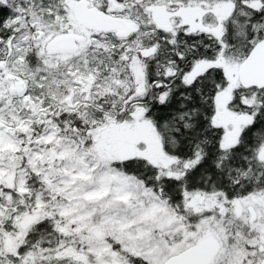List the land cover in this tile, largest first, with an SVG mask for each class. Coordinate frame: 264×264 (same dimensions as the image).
Wrapping results in <instances>:
<instances>
[{
    "label": "rangeland",
    "instance_id": "obj_1",
    "mask_svg": "<svg viewBox=\"0 0 264 264\" xmlns=\"http://www.w3.org/2000/svg\"><path fill=\"white\" fill-rule=\"evenodd\" d=\"M167 1L148 5V13L158 28L172 31L181 27L178 24L189 23L188 11L201 10L218 17L220 7L227 3L188 0L187 5L175 8ZM259 10L253 15L240 4L227 23L239 28L236 32L241 37L248 28L262 29L264 7ZM67 14L43 16L40 21L34 18L30 34L8 41L0 59V231L4 233L0 236V264H7L6 258L36 264L57 257L66 259V264H133L131 259L157 264L154 258L176 254L208 235L221 245L214 264H258L264 258V190L234 199L217 191H195L185 195L181 205H169L158 191L114 165L125 145L136 146L137 157L151 161L144 141L151 134L156 139L159 135L141 109L119 124L97 127L90 145L65 137L53 121L54 110L44 104L46 97L29 94L39 71L26 68L29 51L35 54L34 63L40 61L49 70L78 57L88 45L84 43L70 54L51 51V41L74 22L69 8ZM198 21L210 33H217L203 18ZM225 50L215 62L197 63L184 80L192 82L212 65L223 68L226 88L213 96L211 120L222 128V147L230 148L252 122L253 113L236 112L231 107L241 60ZM139 56L133 57L130 69L116 71L112 77L114 84L131 85L135 94L143 91ZM63 76L67 92L57 104L75 110L77 98L86 101L91 97L97 77L86 69ZM16 83L21 85L20 92ZM259 157L264 159V150ZM194 161L182 164L165 154L157 167L177 175ZM41 221L59 234L61 241L52 251L25 249L26 232Z\"/></svg>",
    "mask_w": 264,
    "mask_h": 264
},
{
    "label": "trees",
    "instance_id": "obj_2",
    "mask_svg": "<svg viewBox=\"0 0 264 264\" xmlns=\"http://www.w3.org/2000/svg\"><path fill=\"white\" fill-rule=\"evenodd\" d=\"M94 1L98 3L99 9L106 8L104 0ZM124 1L128 3L131 0ZM212 1H232L240 6L242 2L253 0ZM256 1L264 3V0ZM64 2L65 0L0 2V59L4 56L8 41L14 42L22 39L25 34H30L34 29V18L40 21L41 17H50L55 13L63 16L61 5ZM123 16L135 20L134 14L129 11L123 13ZM262 26L257 31L248 28L241 37L237 36L239 28L230 24L219 46L213 39L184 31L167 37L160 28L157 29L156 40H152L150 36L155 32L141 24L143 38L137 46L142 50L153 46L155 52L147 54L149 56L145 59L144 88L139 94L131 90V85L126 87L112 82L114 72L126 71L131 67L134 54L130 55L122 49V46L129 45V40L122 42L111 35L101 36L78 57L49 70L40 65V61L34 63L35 54L29 51L26 68L39 69L29 94L46 97L44 104L47 109L54 110L53 121L65 137L90 145L97 127L119 124L135 109H141L154 125L168 156L182 164L195 161L190 167L181 169L177 175L165 173L164 169H159L142 158L116 160L114 165L158 191L169 205H181L184 196L195 191H217L226 199L244 197L264 190V159L259 157L264 150V88L245 89L241 85L237 86L231 107L236 112L253 113V120L242 129L235 145L223 148L222 128L211 120L214 112L213 96L226 88L222 69H207L192 82H186L184 76L195 62L203 58L214 59L220 51L225 53V48L242 60L252 48L253 44L250 42L253 40L256 43L264 36V25ZM133 51L132 47L129 52ZM85 69L97 77L91 97L86 101L77 98L75 110L64 108L63 104L58 105L57 102L67 92L63 75ZM0 236H4L1 231ZM60 238L47 223L41 221L33 224L26 232L25 249L52 251L61 241ZM135 262L146 264L138 260Z\"/></svg>",
    "mask_w": 264,
    "mask_h": 264
},
{
    "label": "flooded vegetation",
    "instance_id": "obj_3",
    "mask_svg": "<svg viewBox=\"0 0 264 264\" xmlns=\"http://www.w3.org/2000/svg\"><path fill=\"white\" fill-rule=\"evenodd\" d=\"M159 1L160 0H131L128 3H126L124 0H121L120 2L119 1L116 2L115 0H104L103 4H104V6L106 8L104 10H101L97 6L98 3H96L94 0H72L69 3H66L67 0H65V2L61 5L62 6V13L65 16L68 15L67 14V10L69 8L73 12L71 17L73 18L74 22L69 23V27L70 28H68L66 31L60 32L59 34H63V35L71 34V35H74V36H77V37H83V41L82 42H78V41L75 42V45L77 47L76 52L79 51V48L84 43L88 44L85 47V49H84V50H86L87 47L92 45L93 42L95 40H97L101 36L106 37L107 35H111L112 37L117 38V39H119L122 42H124L126 40H129L130 41L129 45L122 46V47H124V48H122L123 52H128L130 55L134 54V56L135 55H140L138 61H139L140 64L142 63L141 65L143 66V70H144L145 69V59L148 58L149 55H152L155 52L154 51L155 48L152 46L148 50H142L140 47L137 46V44L143 38L142 35H141L142 32H141V27L140 26H141V24H143L145 26V28L150 27V30L155 32V34L151 35L150 37H151L152 40H156V38H157L156 32H157L158 27L155 24H153L151 19H149L148 5L149 6L150 5L153 6L154 4L158 3ZM0 2L5 3L6 0H0ZM167 2H168V5L173 6V7H175V6L176 7L177 6H183V5H187L188 4L187 3L188 0H169ZM254 2L256 4H258L255 8L252 7V3H254ZM73 3H84L85 4V8L87 10L93 11L96 14L104 15V16H107V17L111 18L113 20V22H114V29L110 30V31H97V30H94V29H91V28L87 27L86 25L81 24L80 22L77 21L76 16H75V10L71 6ZM228 3H233V8H232V10H231V12H230V14L228 16H223L221 14V9H222V7L226 6ZM252 3L246 4L245 2H242L241 4L245 7V9H247V11H250L253 15H258V12H260L259 8L260 9L263 8L264 7V3L258 2L256 0H253ZM235 10H237V5L234 2H232V1H227V3H225L224 5H222L220 7L219 13H217L218 17H217L216 14H214L213 16L208 14V13L205 14L201 10H198L197 13H195L193 11H191V12H193V13H191L190 11H188V15L186 17V20H189V23H185V22L182 21L183 23L178 24V26H181V27H178V29L173 30V31H172V29H170V30L168 29L169 31L165 30V29H162V28H160V29L164 30L165 35H167V37L175 36V35H177L179 33V31H184L185 33L193 34V35H196V36L197 35H203V37H207L209 39H213L215 41V43H218L219 46H220V43L222 44V42H221L222 38L226 34V32L228 30V27L230 25L229 23H227V21L232 17V15H233ZM127 11H129L132 14H134L135 20H132L130 18H127V17L123 16V13H125ZM54 15H56V13ZM200 18H203V21L210 25L209 27H210L211 30H213V28L216 27L217 31H215V32H217V33H215V35H214V34L209 32L210 30H207L206 28L201 27L199 25V21H198ZM176 20L178 21V18H176ZM224 21H225V23H224ZM127 23L131 24L130 25V30L128 31L127 35L122 36L119 33H124V32L127 31V26L125 25ZM184 23L187 24L188 26H190V28L188 26H185ZM86 31H89V33H87ZM132 35H134V36H133V40L131 41V36ZM263 39H264V36L259 41H261ZM259 41H257V42H259ZM133 42H136V43L134 44ZM256 43H254L252 45V47ZM132 44H133V46H132ZM132 47L134 48V51L133 52H129V51H131ZM55 53H59V52H55ZM79 53H81V52H79ZM248 53H247V55H248ZM147 54H149V55H147ZM220 56H221V51L216 56V58H214V59H211V60H207L205 58L200 59L197 62H195L190 67V69H192L199 62H211V63L215 62L217 58H220ZM245 57L241 60V62L245 59ZM241 62H240V64H241ZM207 69H223V68L221 66H219V65H212V66H209L208 68H206V70ZM187 74H185V77H186ZM199 75H197V76H199ZM140 79H141V77H139L136 80L140 83ZM194 79H192V81ZM143 81H144V77H143ZM143 81H142L141 85L144 88V82ZM236 83H237V86L241 85L239 83V81H238V78H237ZM230 89L233 90L234 88H230ZM223 90H225V89H223ZM223 90H220V91H223ZM232 90H231V92H232ZM159 140H160V138H159ZM146 146L148 147V150H149L146 153L148 155V158L151 160L150 162H152L153 165L158 166L159 159H162L164 157H160L159 156V154H158L159 153V149H158V147L156 145H146ZM162 147H163V151L165 153L164 143L163 142H162ZM135 151H136V146H135ZM135 158H138L137 157V151H136V155H135V157L133 159H135ZM142 159H145V158H142ZM198 242L190 245L189 247L197 244ZM189 247H187V248H189ZM187 248H185L183 250H186ZM220 249H221V245H220ZM183 250H181V251H183ZM181 251H179L178 253H180ZM178 253H176V254H178ZM176 254L169 255V256H167L165 258H157L156 257V258H154V261L158 262L157 264H163L169 257H171L173 255H176ZM215 257L213 258V260L211 261L210 264H214ZM131 261H132L133 264H136V262H135L136 260H131ZM5 262L7 264H21V263H23V260L19 259V258H6ZM65 262H66V259H63L61 257H57V258L49 259L47 262H39V263H36V264H66ZM111 263H113V262H111ZM111 263H109V264H111ZM118 263H120V262H118ZM120 264H122V263H120Z\"/></svg>",
    "mask_w": 264,
    "mask_h": 264
},
{
    "label": "water",
    "instance_id": "obj_4",
    "mask_svg": "<svg viewBox=\"0 0 264 264\" xmlns=\"http://www.w3.org/2000/svg\"><path fill=\"white\" fill-rule=\"evenodd\" d=\"M258 4L252 3V7ZM72 8L75 10V16L78 22L87 27L97 31H110L114 29V22L111 18L96 14L85 8L84 3H73ZM233 8V3H228L222 7L221 14L228 16ZM127 31L119 33L122 36L127 35L130 30L129 23L125 24ZM82 42L83 37H77L71 34H65L54 38L49 44V48L53 53L60 52L70 54L73 53L77 47L75 42ZM238 81L245 89L249 88H264V39L257 42L249 51L248 55L241 62L238 68ZM16 91L20 92L21 85L16 83ZM145 145H156L159 149V156L164 157L162 142L156 139L151 134V137L144 141ZM136 155L135 147L133 145L123 146L117 153L119 161H126L133 159ZM10 240H6V246L10 247ZM220 250V243L213 236L208 235L200 240L197 244L181 251L180 253L169 257L163 264H210L213 258ZM111 264H120L113 262ZM264 264V258L259 262Z\"/></svg>",
    "mask_w": 264,
    "mask_h": 264
}]
</instances>
